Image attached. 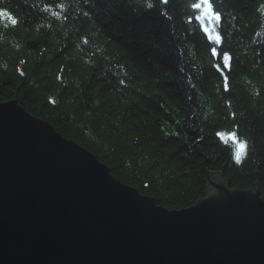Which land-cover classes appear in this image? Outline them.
I'll return each mask as SVG.
<instances>
[{"label": "trees", "instance_id": "1", "mask_svg": "<svg viewBox=\"0 0 264 264\" xmlns=\"http://www.w3.org/2000/svg\"><path fill=\"white\" fill-rule=\"evenodd\" d=\"M195 2L0 0V104L163 209L203 199L206 174L264 193V0H210L219 43Z\"/></svg>", "mask_w": 264, "mask_h": 264}, {"label": "water", "instance_id": "2", "mask_svg": "<svg viewBox=\"0 0 264 264\" xmlns=\"http://www.w3.org/2000/svg\"><path fill=\"white\" fill-rule=\"evenodd\" d=\"M0 264H264V193L206 174L166 210L16 102L0 104Z\"/></svg>", "mask_w": 264, "mask_h": 264}, {"label": "snow or ice", "instance_id": "3", "mask_svg": "<svg viewBox=\"0 0 264 264\" xmlns=\"http://www.w3.org/2000/svg\"><path fill=\"white\" fill-rule=\"evenodd\" d=\"M163 3H167V0H161ZM151 7V5H149ZM192 9L194 11H199V15L196 16L197 21L201 24V29L205 32L208 39L210 41H214L216 43H219L220 37L218 34H214V28L212 27L215 23H218L220 20V15L213 11L212 4L210 0H197V2L193 3L191 5ZM11 19V18H10ZM11 23L13 25L16 24L15 19H11ZM212 54L215 56L216 50H212ZM229 57L225 54L224 56V67H228ZM234 139V137H232ZM245 145L241 142L238 144L237 152L235 155V159L237 163L240 161L241 152L244 149Z\"/></svg>", "mask_w": 264, "mask_h": 264}]
</instances>
